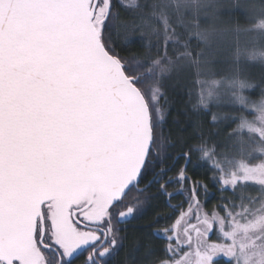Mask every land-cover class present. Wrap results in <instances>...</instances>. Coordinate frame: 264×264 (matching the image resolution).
<instances>
[{"label": "snow or ice", "instance_id": "6c2138e0", "mask_svg": "<svg viewBox=\"0 0 264 264\" xmlns=\"http://www.w3.org/2000/svg\"><path fill=\"white\" fill-rule=\"evenodd\" d=\"M121 3L123 15L110 0H0V264L85 252L81 264H114L122 248L119 264H264V77L246 72L264 68V0ZM182 83L192 110L229 130H201L187 151L182 141L171 177L163 102ZM225 100L232 114L212 111ZM194 155L232 192L211 213L207 185L187 175ZM172 182L187 210L126 248L120 225L176 194Z\"/></svg>", "mask_w": 264, "mask_h": 264}, {"label": "trees", "instance_id": "16d2710c", "mask_svg": "<svg viewBox=\"0 0 264 264\" xmlns=\"http://www.w3.org/2000/svg\"><path fill=\"white\" fill-rule=\"evenodd\" d=\"M224 2H229V0H224ZM113 6V11H119L121 15L126 11L121 0H111ZM135 50L134 47L130 48L128 51ZM128 51L121 52V55L127 56ZM246 72L259 83L261 78L264 77V68L258 64H249L246 66ZM190 85L187 83H182L180 85H173L168 88L166 99L163 102L166 111L164 128L166 133H170L173 140L177 141V145L174 149H170V156L161 157L163 161V166L169 167L171 170L167 172V176L175 177L177 170L186 164L183 157H177L176 153L181 151V142L187 141L182 145L183 150L187 151L188 145L198 143L197 137L199 136L201 130H203L205 135H208L209 131L217 132L219 129V135L213 136V139H223L224 133L229 130V128L224 127L228 121H222L218 125H212L209 123L210 114H205L204 112H194L191 107V102L189 100L188 91ZM260 89L249 90L246 95H249L252 99H257L259 97ZM213 107L212 111L219 112L221 114L228 113L232 114L234 109L227 106V104L221 106L219 109ZM231 127H235V124H231ZM198 155V154H197ZM197 155L192 157V161L187 163V175L193 180L202 181L207 185V192L202 187L199 192V200L203 206L204 211L211 213L213 207L217 204H224L225 201L221 200V196L231 198V191H218L219 185H214L212 181L213 172L210 170L208 164H202L198 162ZM161 163L153 161L150 168L154 167L159 170ZM151 178V171H149L144 180L141 182L143 185ZM156 186L148 189V192L154 193ZM169 193H176L171 197L165 195L164 197H156L148 201L143 205L142 214L137 215L132 218L131 221L123 223L120 227L124 230L122 234H126L127 240L125 241V247L131 246L136 238H143L152 229L161 228L168 224H171L180 214V211L187 210V194H180L182 192L181 185L172 182L168 185ZM171 206V207H170ZM219 211V209H217ZM161 217L158 221L156 220L157 215ZM151 224V228L148 225ZM156 244L159 245L161 241L157 239ZM125 248L120 250L119 255L115 258L114 264H119V261L123 258ZM218 263L225 264L224 260H218Z\"/></svg>", "mask_w": 264, "mask_h": 264}, {"label": "rangeland", "instance_id": "374dc122", "mask_svg": "<svg viewBox=\"0 0 264 264\" xmlns=\"http://www.w3.org/2000/svg\"><path fill=\"white\" fill-rule=\"evenodd\" d=\"M225 104H227V101H226V100L221 102V106H223V105H225ZM221 106H220V107H221ZM220 107H219V108H220ZM219 108H218V109H219ZM216 109H217V108H216ZM191 222H192V223H195V219L193 218V219L191 220ZM210 235H211V239H212L213 241H215V240L217 239L215 232L211 233ZM216 259H217V262H219L218 260H224V259L226 260V258H224L222 255L216 257ZM218 264H221V263H218Z\"/></svg>", "mask_w": 264, "mask_h": 264}, {"label": "flooded vegetation", "instance_id": "af4514ba", "mask_svg": "<svg viewBox=\"0 0 264 264\" xmlns=\"http://www.w3.org/2000/svg\"><path fill=\"white\" fill-rule=\"evenodd\" d=\"M86 255H87L86 252L80 255L77 259L73 260V264H81V261L86 257Z\"/></svg>", "mask_w": 264, "mask_h": 264}, {"label": "water", "instance_id": "95a60500", "mask_svg": "<svg viewBox=\"0 0 264 264\" xmlns=\"http://www.w3.org/2000/svg\"><path fill=\"white\" fill-rule=\"evenodd\" d=\"M110 2H111V0H110ZM132 219H130V220H128L127 222H129V221H131Z\"/></svg>", "mask_w": 264, "mask_h": 264}]
</instances>
